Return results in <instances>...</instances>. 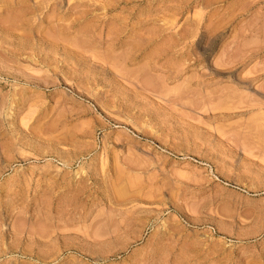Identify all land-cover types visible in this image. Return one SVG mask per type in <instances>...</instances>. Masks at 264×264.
Wrapping results in <instances>:
<instances>
[{"label": "rangeland", "instance_id": "1", "mask_svg": "<svg viewBox=\"0 0 264 264\" xmlns=\"http://www.w3.org/2000/svg\"><path fill=\"white\" fill-rule=\"evenodd\" d=\"M0 264H264V0H0Z\"/></svg>", "mask_w": 264, "mask_h": 264}, {"label": "bare ground", "instance_id": "2", "mask_svg": "<svg viewBox=\"0 0 264 264\" xmlns=\"http://www.w3.org/2000/svg\"><path fill=\"white\" fill-rule=\"evenodd\" d=\"M73 8V7H72ZM73 10V9H72ZM83 13V12H82ZM53 18V17H52ZM80 18V17H79Z\"/></svg>", "mask_w": 264, "mask_h": 264}]
</instances>
